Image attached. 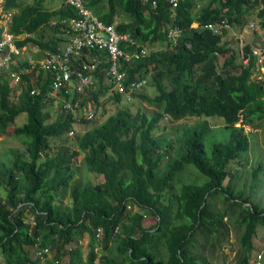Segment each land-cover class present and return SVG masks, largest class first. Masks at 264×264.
I'll use <instances>...</instances> for the list:
<instances>
[{"label": "trees", "instance_id": "1", "mask_svg": "<svg viewBox=\"0 0 264 264\" xmlns=\"http://www.w3.org/2000/svg\"><path fill=\"white\" fill-rule=\"evenodd\" d=\"M151 1L84 0L105 23L127 16L128 22L118 23L116 29L144 44L163 40L169 29L182 30L175 51L153 53L125 68L128 79L154 71L152 83L158 93L154 97L143 90L136 94L159 108L153 114L120 108L83 133L63 138L79 120L59 113L48 122L50 114L42 106L49 74L35 79L36 94L29 92L30 75H22L25 85L16 100L11 99L7 81L0 80V131L13 124L19 113L26 114V121L13 127L16 136L26 138L22 140L25 151L15 150L12 162L0 165L4 190L0 191V264H217L195 247L201 238L202 250L207 245L214 249L230 223L241 229L233 264H253V237L264 228V201L254 204L241 191H234L235 171L227 166L240 159L249 144L248 134L234 126L239 114L252 127L264 124V79L251 77L252 57L246 64L236 61L235 49L224 34L213 33L206 25L224 17L241 29L249 21V12L255 11L264 31V0H178L174 10L169 0H154L155 6ZM8 7L19 9L10 22L12 31L37 32L48 45L55 43L56 33L63 32L60 18L76 14L65 3L44 9L41 0L29 4L4 0V8ZM193 21L199 26L192 27ZM44 32L52 37L45 39ZM244 51H250L249 45ZM90 96L98 99L94 92ZM73 97L74 103L78 93ZM115 100H120L119 94ZM164 114L171 120L197 117L200 121L182 126L172 142L155 134L162 128L159 122ZM206 116L222 118L229 130L226 139L212 143L209 153L204 138L211 123ZM52 137L63 143L53 153ZM69 141L75 148L66 144ZM173 148L176 158H172ZM79 153L83 172L73 164ZM188 164L206 180H185L176 186ZM88 174L102 176L103 181L93 184ZM226 177L229 181L224 184ZM128 202L138 210H129ZM84 236L89 239L85 257L78 243ZM94 241L102 245L99 256Z\"/></svg>", "mask_w": 264, "mask_h": 264}, {"label": "clouds", "instance_id": "2", "mask_svg": "<svg viewBox=\"0 0 264 264\" xmlns=\"http://www.w3.org/2000/svg\"><path fill=\"white\" fill-rule=\"evenodd\" d=\"M19 1L22 2L25 0H19ZM148 1L149 0H141V2L143 3H147ZM33 2L34 0H30V2H22V3L29 4ZM169 2L171 5L170 8L174 10L178 0H176L175 5L172 3L171 0H169ZM50 3L51 0H41L42 8L47 10L57 9L58 7L61 6L62 3L70 5L66 0H58V3L55 5H51ZM151 4L155 6V1L152 0ZM196 8H198V6ZM17 12H19V9L16 7L4 8V0H0V19L2 20V22L0 20V28H1L0 80L3 79L7 81L9 87L11 88V99L16 100L22 90V86L25 85V81L23 80L22 75L24 74L30 75V81L33 84V87L29 89V92L30 94H36L39 92V87L35 85L34 82L35 79H37V77L40 75L45 76L49 74L51 78V82L49 85V90L44 98V105L42 106L43 112L50 114V119L48 120V122L54 120L59 113H64V114H70L74 118H77L79 120L78 123H89V122L100 123L103 119L107 117L106 116L103 119H99L101 117L99 113V107L101 105H104L105 103L111 101L117 102V104L120 103L126 104V101L130 102L132 98L136 96L137 93H139L141 90L144 91L143 87L146 85L148 81L149 73H151V79L149 82L150 84L153 85L152 83L153 74H154L153 70L146 71L145 73H143L142 76H135V78L128 79L127 71L125 69L126 66L130 64V62L133 60L149 57L151 54L159 51H175L176 46L179 43L178 42L179 38L182 33V30L180 28L175 27V29H169L165 32V36L163 40L154 39L153 44H144L142 42H139L137 39H135L130 33L126 31L121 32V33H127L129 35V38L133 41V43H131V45L128 46L129 49H135L138 52L144 50L143 56L132 58L120 64V70L124 71L126 74L124 80L126 85H128V82L132 80L141 82L140 85L137 87L130 88V85H128L127 92L122 93L115 91L113 84L108 80L106 70L109 65V61H108V56H106L105 53H103L100 56L102 60L99 59L100 61L97 63V67L95 70H89L83 68L82 64L84 60L88 59L89 54L90 55L94 54V52L93 53L90 52L87 48H83L80 50L81 51L80 57L74 56L72 54L68 55L64 53L68 45L73 46L72 36L66 33L65 29L68 27V21L71 19V17L78 16L76 10H75L76 13L75 15H65L64 17L60 18L59 25L64 26V28L62 29L63 32L56 33L57 36L55 37V43L52 45H48L47 43H44L43 39L40 40L38 38L39 34L37 32L22 31L20 33H16L15 31H12L10 22L14 14H16ZM254 18H255V11H254ZM221 20H226L227 23L229 24V27L220 28L219 23ZM255 21L253 20L248 21L241 29H237L238 32H234L233 29L235 27L232 26L228 22V20L224 17L216 22L208 23V24L216 25L215 29L209 28L208 24L206 26L209 29H211L213 33L224 34L223 38L227 42H229L228 34L229 32H231L232 36H234L238 42V48L234 47L236 61L240 59L243 62L244 58H246L247 61L243 62V64H246L249 62L250 58L252 57L254 62V67H253L254 72H252L251 77L256 76L257 79H264V60L262 63L258 64L257 57L252 53L253 47L263 46L264 43V36L258 37L255 33H249V31L256 30L255 29L256 23L258 24L257 18H255ZM54 22L55 20L51 21L52 24H54ZM127 22H128L127 16H123L121 18L119 17L116 18L112 24L115 25V29H116V25L118 23L124 24ZM191 26L198 27L199 24L197 21H193L191 23ZM37 29H38L37 31L41 30V28L39 27ZM224 30L225 33H223ZM245 33L250 35L249 39L242 35ZM44 34H45V39L47 40L52 37L47 32H44ZM245 45H249L250 47V51L247 54L244 51ZM122 46H124V44ZM84 50H87V52L90 53L85 54ZM63 60H66L65 63L68 65L66 69H64L63 65L61 64ZM102 62L106 63V66H104L103 68H101L100 66ZM158 69H160V67H158ZM64 70L68 71L69 73L67 77H63ZM98 75H102L101 81L98 80ZM163 82L166 85V88L169 89L170 87H168V85L170 84H168L166 78H163ZM138 90L140 91L136 93V91ZM93 92L95 95H97L98 98L97 100H95L93 96H90L91 93ZM74 93H78V97L75 99L73 103L72 100L74 98L73 97ZM157 93L158 91L156 89V93L153 96H149V97H154ZM116 94L120 95L119 101L115 100ZM136 97L140 98L139 96ZM83 98H84V104H81ZM122 99L125 102H121ZM52 102L55 105V111L53 113H50V111L45 110V105H49ZM153 106L156 107L155 111L159 110L157 106L155 105ZM124 107L126 106H122L121 108ZM115 112L110 113L109 115H112ZM164 115H165L164 117H170L169 114H164ZM208 117L209 118H207L206 116V119L208 120L210 118L211 119L213 118L210 116ZM186 118H191V117H186ZM162 119L160 120V123ZM194 120H196L195 123H197L198 121H200V118L195 117ZM5 131H0V132L3 133ZM70 133H72V130L69 132V134ZM129 204L130 203L128 202L126 205L127 208H129ZM78 243L80 245L81 239H79Z\"/></svg>", "mask_w": 264, "mask_h": 264}, {"label": "rangeland", "instance_id": "3", "mask_svg": "<svg viewBox=\"0 0 264 264\" xmlns=\"http://www.w3.org/2000/svg\"><path fill=\"white\" fill-rule=\"evenodd\" d=\"M22 2H30V0H25ZM58 3V0H51V5H55ZM254 11L249 12L248 19L249 21L253 20L254 18ZM1 20V19H0ZM2 22V20H1ZM256 22V21H255ZM256 30L249 31V33H255L258 37L264 36L263 29L258 27L256 23ZM234 32H238L237 29H233ZM246 34V33H245ZM245 34H242L245 37ZM229 45L233 48H238V42L234 36H232L231 32H229ZM247 38L249 39V35L246 34ZM151 73L148 74V81L146 85L143 87L144 91L147 93L148 96H153L156 93L155 87L150 84ZM170 87V85H168ZM140 90L136 91L139 92ZM121 102H125L123 99ZM122 106H126L129 108L131 112H136L138 109L145 112L148 116L153 114L156 110V107L148 103L147 101H143L140 98L134 96L130 102L126 101V104L111 101L107 102L104 105L99 107V113L101 117L99 119H103L104 117L108 116L110 113L115 112L116 110L120 109ZM120 107V108H119ZM45 110L50 111L53 113L55 111V105L53 102L49 105H45ZM195 117L191 118H183L179 120H171L169 117H164L159 122V125L162 126L161 129H157L155 134L168 138L172 140V142L179 137L180 129L182 126H187L194 123ZM211 122L210 124V131L208 132L207 136L204 138V145L206 152L209 153L210 146L212 143L221 141L226 139L229 136V130L225 127V123L223 119L217 116H214L212 119H209ZM22 121H26V114L21 113L19 114L14 123L9 125L6 128L5 132H0V165L6 164L9 165L12 162L13 154L16 152L23 153L25 151V144L22 141L26 139L23 136H16L13 133V127L22 124ZM98 123L96 122H89V123H75L73 125V131L70 134L64 135L63 138L68 137L69 139L72 138L75 134H81L85 130L89 129L91 126H94ZM235 127L243 128V131L248 134L249 144L245 152L240 154V159H233L229 162L227 169L229 171H235L234 179L236 181L234 185V191H241L243 197H246L250 200L251 203L261 205L264 201V124H259L257 126H250L243 122V115L239 114V121L234 124ZM174 139V140H173ZM50 152L53 153L57 150L58 146L62 143V140L59 138H50ZM66 144L71 146V148H75L74 141H69ZM17 150L16 152H14ZM175 149L173 148L171 151L172 158H176V154H174ZM174 154V155H173ZM83 154L79 153L73 158V164L77 167L79 172H83L79 166L82 164ZM170 161H167L169 164ZM164 162L161 164L163 165ZM184 172L179 176V183L175 185L178 186L182 181L187 180L186 182H195V183H203L206 180V177L199 172L194 166L188 164L184 168ZM78 174V173H77ZM79 175V174H78ZM88 177L91 183L96 184L98 182H102V176H95L93 174H88ZM82 180V179H81ZM228 177L225 178L224 184L228 182ZM0 191H4L3 187L0 186ZM68 199V196L64 197L62 203L64 204L65 201ZM215 200L217 201L218 205L223 206V200L220 196L216 197ZM129 210L136 211L137 207L135 204H129ZM240 227L233 225L230 223V228L228 233L220 238L214 249H210L208 245L206 246L205 250L201 249L202 239L198 238V244L196 245L195 249L198 252H204L212 261L216 262L217 264H233L234 260L237 256V253L240 248L239 243V234H240ZM94 247L99 251L98 242L94 241ZM89 247V241L87 243H82L79 245V248L83 252V257H85V253ZM162 250L163 247L160 246ZM251 260L253 262L258 259V255H260L259 261L264 260V228L258 229L257 234L253 237V250L251 254ZM252 262V263H253Z\"/></svg>", "mask_w": 264, "mask_h": 264}, {"label": "built area", "instance_id": "4", "mask_svg": "<svg viewBox=\"0 0 264 264\" xmlns=\"http://www.w3.org/2000/svg\"><path fill=\"white\" fill-rule=\"evenodd\" d=\"M77 12L78 16L71 17L68 21L66 33L72 36V45L66 47L65 54L81 56V49L87 48L92 55H88V59L84 60L83 68L95 70L97 63L102 60L100 56L105 53L108 56L109 65L106 70L108 80L113 84L114 90L118 92H127V86L130 88L140 85V81L132 80L125 84V72L120 70V64L132 58L143 56L144 50L140 52L135 49H129L128 46L133 43L127 33L118 32L115 25L105 23L97 15L85 6L84 0H66ZM175 5L176 0H171ZM208 27L215 29L216 25L208 24ZM219 27H229L226 20H221ZM124 44V46H122ZM252 53L257 57V63L260 64L264 60V43L263 46L253 47ZM100 59V60H99ZM247 59L244 58L243 62ZM63 60L61 64L66 69L68 65ZM69 75L68 71L64 70L63 77ZM260 255L253 264H259Z\"/></svg>", "mask_w": 264, "mask_h": 264}, {"label": "crops", "instance_id": "5", "mask_svg": "<svg viewBox=\"0 0 264 264\" xmlns=\"http://www.w3.org/2000/svg\"><path fill=\"white\" fill-rule=\"evenodd\" d=\"M249 35V34H248ZM250 36V35H249ZM245 37H247L246 36V34H245ZM88 241H89V239H88V237L87 236H84L82 239H81V243H80V245L83 243H87L88 244ZM114 246L116 245V244H114V243H112ZM98 246H99V251H98V256L101 254V252H102V249H101V247H102V245L101 244H98ZM89 248V247H88ZM95 250L97 251V249L95 248ZM87 252H88V249H87V251H86V253H85V255L87 254ZM48 259V258H47Z\"/></svg>", "mask_w": 264, "mask_h": 264}, {"label": "water", "instance_id": "6", "mask_svg": "<svg viewBox=\"0 0 264 264\" xmlns=\"http://www.w3.org/2000/svg\"><path fill=\"white\" fill-rule=\"evenodd\" d=\"M207 118H209V117L207 116Z\"/></svg>", "mask_w": 264, "mask_h": 264}]
</instances>
